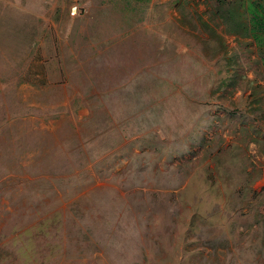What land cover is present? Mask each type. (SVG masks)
<instances>
[{"label": "rangeland", "instance_id": "obj_1", "mask_svg": "<svg viewBox=\"0 0 264 264\" xmlns=\"http://www.w3.org/2000/svg\"><path fill=\"white\" fill-rule=\"evenodd\" d=\"M259 18L0 0V264H264Z\"/></svg>", "mask_w": 264, "mask_h": 264}, {"label": "trees", "instance_id": "obj_2", "mask_svg": "<svg viewBox=\"0 0 264 264\" xmlns=\"http://www.w3.org/2000/svg\"><path fill=\"white\" fill-rule=\"evenodd\" d=\"M252 15V14H251ZM254 19V18H253ZM256 20H258L261 24H263L262 25V32H264V18H259V19H256ZM258 30H260V28L258 29Z\"/></svg>", "mask_w": 264, "mask_h": 264}, {"label": "built area", "instance_id": "obj_3", "mask_svg": "<svg viewBox=\"0 0 264 264\" xmlns=\"http://www.w3.org/2000/svg\"><path fill=\"white\" fill-rule=\"evenodd\" d=\"M75 11V8H73V12Z\"/></svg>", "mask_w": 264, "mask_h": 264}]
</instances>
